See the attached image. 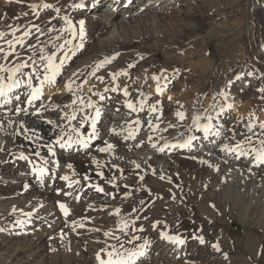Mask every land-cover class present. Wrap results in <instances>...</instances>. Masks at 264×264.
Here are the masks:
<instances>
[{"label":"bare ground","instance_id":"obj_1","mask_svg":"<svg viewBox=\"0 0 264 264\" xmlns=\"http://www.w3.org/2000/svg\"><path fill=\"white\" fill-rule=\"evenodd\" d=\"M119 1L120 0H106V2L109 3L108 6L110 7L109 9L107 8L105 12L108 10H123L120 8H124L126 14L128 13V17H130V15L135 14L138 11V6L139 9L140 7L142 8V3H140L142 0H123L121 5ZM166 1L168 0H147V3L149 5L156 4L159 6ZM180 1L181 2L179 5H184L183 0ZM30 2H35L36 7H40L42 10L45 8L43 5H52V7H54V11L56 14H58L57 16L66 14L70 17L68 25L72 26L76 20L75 31L77 35L74 37V40L71 44H67L65 43L66 40L64 35H62L63 33H60L63 29V25L61 29L60 24H52L49 27H53L54 32L56 31L57 27H59V32L57 34H48L49 36H47V39L41 41H39L40 39L36 41L33 39L29 45L25 44V46L16 44L14 49L16 55L13 63L23 61L28 62L31 65L32 61H36V63L42 67L44 62L40 60L41 49H43L44 55H51L53 52H55L56 56L58 57L56 60L57 64H59V58H63L64 63L62 67L65 63L70 64L75 62L73 55L82 49L89 50L91 55L93 54L92 57H94L91 62L83 64L79 73L71 78L69 82L71 84H79L84 82L82 84V90L84 93L78 94L77 92H72L69 96L70 99L68 100V103L63 107H60L65 113V117H61L63 119V125H67V127L70 126L72 128H79L81 133L82 127H80V123L83 122L84 124V118H89L90 116L93 117L95 115L96 109H99L100 118L96 124V133L99 131L111 132V135L113 136L112 141L115 142L116 147L119 149L124 148L123 145L125 143L123 144V141L130 143L135 142L134 139H130V135V138H127V136L119 137L118 135L120 134L121 130L128 128L132 129L133 127H140V125L145 124L148 125L152 121L158 125H153L150 131L145 133V135H148L149 137L147 140H143L142 146L148 147L158 143L165 147L163 152L159 150L153 151V155L149 161V164L152 167V173L145 172L139 174L138 171L144 167L142 168L141 162H139L140 160H136L137 158H132L133 160L131 161L130 159L129 161H123L111 157L108 159L110 161L113 160V163L107 165V160L105 167H107L110 171L114 170V167H116V169H120L117 170L114 175H111L110 171H105L102 166L93 160L83 159L77 155H66L62 151L59 153V151L62 149L59 148L58 145L53 144L55 156L59 157L61 160L67 161L72 165L75 172L77 171L82 174V179L79 180V184H73V186L69 188L68 182L60 179L61 176L65 175L59 174L57 170V172L51 170L50 165L46 166L41 160L43 156L47 157V155H49L47 152V146L52 144L57 136L65 129L62 131L58 128L59 125L48 122H37L36 124V121H38V116H34L32 114L36 109H39L40 115L42 116L53 112L56 113L57 108L51 104L50 98L45 96V93L50 92L53 89L54 84L45 85L40 100L35 101L33 105L27 104L26 93L28 89L25 85H22L20 89L11 94L12 96L19 94L21 96V101L16 102L13 100L12 104L3 105L1 106L2 110H0V130L4 131L1 125L2 119L10 118L11 120L16 121V128L13 129L14 135L13 137L11 136L14 144L16 145V143H23L29 145L31 148L27 156H25L27 157V163L19 170L15 169V174L11 177L13 179L12 181H5L0 176V229H2V231H0V256L3 260V263L44 264V256L46 253H49L53 264H77V253L74 248V244L71 241L72 236L76 235L79 237L78 240L83 241V244L86 246L84 253L89 264H97L95 256L96 253L101 249L111 250L109 245H114L119 249V243L115 237H119L120 241L124 243L125 249H133L134 246L143 244L144 240H148L149 244L145 249V255L138 258L137 264H177L178 261H181L179 264L184 262H189V264H193L191 262H194L195 264H246L249 260L245 256L234 255L235 259L228 257L226 259V254L222 251V249L217 252L212 248L209 241L206 240L204 244H201L199 239L194 237H202L199 234V232H202V230H200V228L198 229L199 226L196 225V222V224L194 223L195 225H191V228L185 227L186 222H188L189 219L184 214L176 219H171L170 216H172V213L169 211L167 214L164 212L158 213L155 216V219L144 218L143 215L146 214V212L151 210L156 211V208L163 201L160 199L158 194H143L144 189L141 187H139L137 189L138 191L135 193L132 191L120 190L123 185H126L128 182L140 179V175L142 178H146L147 176L151 177L150 185L153 190L158 188L174 195H179L180 190H182L184 186L185 190H188L189 193H192L196 190L199 192H203L205 189L209 190L213 187V182L218 181L221 173H224L223 170L226 171L225 173L227 174L228 178H231L232 176L234 177L236 175L234 172H232L233 170H228V168L233 167L232 165H236L235 163L233 164V162L236 160V153H227L222 151L224 145L233 147L239 142V140H244L245 136L248 135L252 136L253 148H259V139H264V132L261 134L259 127L256 130L253 128V132L249 133L247 132V125L250 123V121L242 122L239 120V118L233 116L238 110V104L232 97L220 95V93L223 92L221 84L214 88V86L212 87V85L210 86L205 82L208 77H213L212 74L214 71V65L211 61V56L207 45H205L203 40L196 44L194 42L197 41L196 37H203V39L209 38L207 35L202 36V30L204 29L205 25L204 23H206L209 15H205V17L202 16L200 17V20L197 21L186 10L184 13L186 14L187 19L181 21L185 22L192 19L191 21L193 22H190L189 25H185L182 35H173L170 38L164 37L163 39L160 38L157 40V43L163 42L160 47H164V49H166L162 54L164 59H166V62H163V66L154 62V58H159L161 53L160 55L159 52L151 53V55H153L152 60H149L147 64H153L155 73L151 76H143L142 74L134 75L132 79L135 82L123 83L117 74L119 71L137 66L129 61L130 59L134 58L135 55H137L132 54L130 50H132L135 46L141 45V43L132 41L130 39L131 37H129L127 33L128 31L126 30V22L120 21L117 23L119 35L122 34L125 40L118 41L111 38H105L104 40L99 39L101 46L99 48H93L91 46L92 40L95 39L96 35H99V37L102 36L108 27L107 25H104L103 27L98 28L92 25L91 22L87 20L86 14H84V16L78 15V17L70 16V12H72L74 9H77L73 7V5L78 4V2L81 3V0H64L63 2L60 1L56 3L57 5L55 6L53 5V1L50 0H30ZM101 2L102 0H99L98 3L100 4ZM83 3L85 6L79 9L83 12H87L93 8L92 6L94 3H97V0H83ZM117 3L119 8H116L115 6ZM126 4L129 5L125 6ZM154 5L151 9L155 7ZM34 10L35 9H32L31 11L34 12ZM80 20L84 21V30L88 29L87 33L84 34L83 39H81L78 34ZM199 21H204V23L200 24ZM19 22L20 23L16 22V24L18 23L17 26H11L13 27L12 29H18L15 34H9L8 32L10 29H8V27H3L2 31L0 32L3 33V36L0 37V48L8 51L9 49L7 42L9 40L15 42L17 39H22L24 43V39L26 37L23 35V33L28 31L29 35L31 34L32 31H29V28L26 26L25 28L21 27L23 23H21V21ZM71 30H73L72 27L70 28V31ZM43 32L46 33L45 30H43ZM112 34L113 37H115L113 32ZM5 36L8 37V41H6L7 39H4ZM190 37L194 38L193 41L185 43V41L187 39L189 40ZM39 45H43L44 48H38L37 52L32 54L30 49L39 47ZM60 45H64V47L60 48ZM77 45H79V47H77ZM172 45H174L173 47H190L191 49H196L199 46L204 47V57H200L199 60L192 61L191 59H193V57L191 55L193 53L190 52V54H187L189 53L188 49L185 50V55L182 58L179 56H173L169 50V47ZM263 45L264 38L260 41L261 51H264ZM52 47L53 50H51ZM252 48L253 47H251V45H248L247 53L253 52ZM104 53L109 54L108 59L104 58ZM180 59L182 62L179 61ZM106 60L110 61V63H104ZM176 61H178L180 68L181 66H186L185 68L190 67V70H188V74L191 76L189 77L190 80H197L198 82L196 85L189 84L188 90L179 95L178 98H175L172 95V101L174 104H163L160 99H162L161 97L166 98L168 95L167 92L170 88L168 83L173 75L172 70L167 71V69H170L167 68V66L175 63ZM186 61H188L189 65L186 64ZM0 63L5 64L6 66H12L13 64H6L3 60H0ZM98 65L101 66L98 67ZM62 67L60 69H62ZM90 69H95V71L98 70L102 78L101 82L96 85L99 92L97 95L94 94L93 88H90V85H88L90 78L85 80L84 75L87 72L88 76H91L89 73ZM23 71L31 75L32 69L26 68ZM227 71L228 69H226L225 72ZM230 74L231 73L229 72L226 76L230 77ZM240 74H243L242 71L238 72V74L235 76ZM114 76L115 80L113 79ZM153 76L158 77V80L154 81L152 79ZM58 77L59 76H57V78ZM20 78L24 79L26 77ZM37 83L38 81L33 78V86H36ZM109 84L110 86L107 87ZM131 86L136 87V89L131 88ZM143 87H146L147 91L152 92L150 94H155L157 100L149 102V94L147 92H140ZM157 87L162 89L159 94L156 92ZM113 88H115L116 91H112ZM125 90L127 91V95L124 94ZM213 93L220 95L219 98H217L218 96L215 97V102H220V107L219 110L213 115V119L218 121L219 124L221 123L223 127L227 128L225 130V134L215 137V141L217 140V142H215L214 146H211L209 141V144H206L207 142L203 143V146L206 145L204 149L209 152L208 154H201L200 156L198 155L197 158L182 156L195 151L198 148L197 145L192 149L180 147V145L184 144L189 138L188 134L185 135V133H187L186 131L190 129L192 134H195L194 132L197 130V126L193 124V118L199 117V123L203 118H205L207 114L211 115L214 112L213 109H218V107H215L216 105L212 106L213 104L207 109L200 105L202 102V97ZM101 97H103V99H101ZM81 100L84 102L83 105H81ZM73 101H76V103L73 104ZM89 102H91L94 107L89 108L87 106ZM129 102L133 104L135 110H130L126 107V104ZM0 103H2V100H0ZM141 104H143V107H141ZM17 106L27 107L29 109V114H17L14 110ZM146 106H149V108ZM153 108L155 111H152ZM208 109L209 112H207ZM108 110L123 115L130 114V116L128 119L119 118L114 120L111 118L110 114H108ZM177 112L184 113L183 120H180L177 117ZM61 113L63 114V112H59L58 115L61 116ZM256 114L258 117H260V121L264 122V115H261L260 110L258 109L254 110L253 114L251 112V114L248 115L249 117H253V115ZM73 115L76 117V119L73 120L75 125H71L69 123V117ZM79 117H83V120L81 119L82 121H80ZM136 119L138 120L136 121ZM21 125H23V127ZM146 128L147 126L144 128V131ZM167 128L170 129L169 134H165L164 132ZM91 129L90 119L88 127L89 133L91 132ZM200 129L203 130V127ZM16 131H21V136L19 135L20 138L16 136ZM31 132L34 133L35 138L29 136V133ZM209 134L212 135V130L209 132ZM195 135L197 136V139L195 138L196 142L197 140H200L201 142L203 137L200 138V135ZM210 135L208 136L209 138H214V136ZM64 138L67 139V136L65 135ZM73 139H75V137ZM8 140L9 139H6V142H4L2 147L0 144V150H3L2 154H0V168L6 164L5 162H7V159H14L18 157V164H20L23 160L19 158L23 155H21L18 151L14 154L10 152L11 150ZM102 143L103 142L101 140L98 141L95 138L89 143L92 144L91 147L82 148L80 145H78V151L81 153L84 149L85 153L90 151L98 152L101 148H103ZM174 144H177V147H175ZM166 145L169 147L166 148ZM198 149L202 151L204 150L202 148ZM244 149L247 151L250 148L245 146ZM169 150H171V152ZM210 150L212 151L210 152ZM168 151L170 153H168ZM37 152L40 153L39 156L36 155ZM168 154L181 157L175 159V162L171 164L169 158L164 157ZM249 155L254 156L251 151H249ZM210 156H213L216 160L214 161V159H210ZM155 157L163 161L161 165L158 163L155 164V162L152 161V159ZM126 159H128V157ZM245 159V156H241L240 160H238V164L242 165L243 163H246ZM225 163L228 164V167H224ZM249 164L251 165L248 166V170H251L250 174L246 173V177H249L250 182L254 183V187L259 188V193H263L264 178L262 180L263 186L258 185L257 181L253 182V180L254 176L256 177V169L264 166V164H258L257 162H255V164L250 162ZM33 165L49 169L50 172L48 175L51 177V181H44V177L42 180L37 179L36 174L33 172ZM97 173H100V175H97ZM259 174H263L264 176V171L260 172ZM66 175L69 176L70 180L72 181L78 180L70 177L69 174ZM85 177H88V179L85 180ZM161 177H163V179ZM159 178L161 179L159 180ZM227 181L226 183H228ZM120 182L125 183L121 184ZM84 187H86L87 190L85 189L86 191L83 192L82 189ZM96 187H100L103 189V191H106V195L100 196L96 194ZM56 190H59V195L56 193L57 196L55 194ZM237 190V194H228V208H230L231 211L238 210L239 212L244 213L248 219H255L256 213L261 206L255 205L248 211H243V209H241V190H243V186H237ZM124 193H126L125 196L123 195ZM116 194L119 195L117 196ZM221 195H223L221 190H217L214 195V200L217 202L219 196ZM136 197H141L142 199L136 200L134 206L130 205V208H127L128 206L126 205V201L129 202V200H132ZM167 198L169 199L171 197ZM169 200L171 201L173 199ZM87 201H91L93 204L88 205ZM61 203H63L68 210L67 216H65L59 208V204ZM182 203H186L184 199H182ZM115 208H119V212H117ZM190 211V208L185 205L184 213H189V216H191ZM262 215H264V213ZM199 220L202 222L201 217ZM17 221H22L23 223L18 224ZM140 222H144L146 230L142 229L141 231V229L138 228V224ZM125 224L127 225L125 229L129 230L128 233H125V230L124 232L120 231V228ZM154 224L156 225L155 228H153ZM105 231L111 232L112 236L105 237ZM145 231H147V233H145ZM161 233H167L170 236H180L181 239H184L185 243L183 245H174L165 239H161ZM49 236L51 237L48 238ZM47 238L49 240H46ZM217 239L226 243L229 241L228 236L224 233L218 234ZM129 240H132V243H128L127 241ZM13 242H15V244H12ZM246 248L250 252L252 251L255 256H259V249L257 246L256 249L255 247L252 248L249 246ZM120 250L123 251L124 249ZM229 253L234 254L232 251ZM236 257H238V260ZM104 258L106 259L107 257L105 256Z\"/></svg>","mask_w":264,"mask_h":264},{"label":"rangeland","instance_id":"obj_2","mask_svg":"<svg viewBox=\"0 0 264 264\" xmlns=\"http://www.w3.org/2000/svg\"><path fill=\"white\" fill-rule=\"evenodd\" d=\"M50 1H53V5L55 6L57 5L56 3L60 1L63 2L64 0H50ZM122 1L123 0L119 1L120 5L123 3ZM180 2H181L180 0H168L159 6L153 4L155 7L151 9L153 5H149L147 3V0H142L140 2L142 3V8L140 7L139 9L138 6V11L135 14H132L130 15V17H128V13L126 14L124 8H120L123 10H117V11L108 10L105 12V10L107 8L109 9L110 6H108L109 3H107L106 0H102L100 4L98 2L96 4L94 3L92 6L93 8L88 10L87 12H83L80 9L78 10L74 9L72 12H70V16L78 17V15L84 16V14H86L87 20L91 22L92 25L98 28L107 25L108 29L106 30V32H104L103 35L100 37L99 35H96L95 39L92 40L91 46L93 48H99L101 46L99 39L104 40L105 38L106 39L111 38L113 40H118V41L125 40L122 34L119 35V31H118L119 28L117 26V23L120 21L126 22V27H127L126 30L128 31L127 33L129 37H131L130 39L132 41L141 43V45L135 46L132 50H130L132 54H137V55H135V57L130 59L129 61L137 66L134 68L130 67L129 69L119 71L117 75L119 76V79L123 83L125 82L132 83L135 82L132 79L134 75L142 74L143 76H151L155 73L153 64L151 65L147 64L149 60H152L153 55H151V53L159 52V55L161 53L159 58H154V62H156L157 64L163 66V64L166 62V59H164L162 55L166 49H164V47H160V45L163 44V42L157 43V40L160 38L163 39L164 37L170 38L173 35H178V36L182 35L184 30L183 28L185 27V25H189L190 22H193L191 21L192 19L187 20L185 22L181 21L187 19L186 14L184 13L186 10L197 21L200 20V17L202 16L205 17V15H209V18H207L206 23H204V21L202 22L199 21L200 24L202 23L205 24L204 29L202 30L203 31L202 36L207 35L209 36V38L203 39V37L200 38L196 37L197 41L194 42L196 44L203 40L205 45H207V48L211 56L210 57L211 61L214 65V71L212 74L213 77H208L207 80H205V82L210 86L212 85V87L214 86V88L221 84L224 93L223 96L232 97L233 99L236 100V103L238 104V110L233 116L239 118V120H241L242 122H248V121H250V123L253 122L254 124L253 123L252 124L254 125V129L255 130L258 129L259 127L258 125L259 123H261L260 117H258L257 114L253 115V117L252 116L249 117L248 114H251V112L253 114V111L258 109L260 110V114L264 115L262 114L264 113V92H260L258 90L264 88V53H263L264 51H261V46H260V41L261 39L264 38V0H183L184 5H179ZM128 5L129 4H126L125 6ZM115 6L116 8H119L118 3ZM32 9H35L34 12L31 11ZM57 15L58 14H56V12L54 11V7H52V5L42 10V8L36 7L35 2L31 3L30 0H6V1L0 0V25H1L0 32L2 31L3 27H8V29H10L8 33L12 34L14 29H12L13 27L11 26L13 25L17 26L18 23H20L19 21H21V23H23L21 27L24 28L25 26L28 27L29 31H32L31 34L33 36L32 37L30 34L29 38L27 36L24 39V43H22V45L25 46V44L29 45L33 39H35V41L40 39L39 41H41L47 39V36L51 34H57L59 32V27H57L56 31L54 32L53 27H49V26L52 24H60L61 29L63 25V29L62 31L60 30L61 31L60 33L61 34L63 33L62 35H64L65 40L73 41L74 37L71 35L72 32L75 31L76 20L71 26L73 30L70 31L71 27H69L68 25L70 17L66 14L62 16L61 15L57 16ZM16 22L18 23L16 24ZM43 30H45L46 33H44ZM84 31L85 34L87 33L88 29H85ZM16 32L17 31H15V33ZM112 32L114 33L115 37H113ZM6 36L4 39L8 38ZM193 39L194 38L190 37L189 40L187 39L185 41V43L193 41ZM8 40L9 39H7L6 41ZM248 45H251V47H253L252 48L253 52L247 53ZM173 46L174 45L169 47L170 48L169 50L171 51V55L173 56H179L180 58H182L185 55V50L188 49L189 53L187 54H190V52L193 53L191 55L193 57V59H191L192 61H196L199 60L200 57H204L203 55L204 47L199 46L196 49L195 48L191 49L190 47L178 48V46L176 47ZM38 48L41 49L44 48V46L39 45V47L31 48L30 52L34 54L37 52ZM51 50H53V47L51 48ZM92 56L93 54L91 55L89 50L82 49L73 55L75 62L70 64L67 63L64 64L62 69H60V74L58 75L59 77L58 78L56 77V83L54 84L53 89L50 92L45 93V96L50 98L51 104L55 108H57L56 109L57 111L56 113L53 112L50 114H45L44 116L36 115L38 116V121H36V124L37 122L51 121L52 124L59 125L58 128L60 130L63 131L65 129L63 133L66 136L70 134V129L72 127L70 126L67 127V125H63L62 118L65 117V113L63 109H61L60 107H63L68 103V100L70 99L69 96L72 92H77L78 94L84 93V91L82 90V84L84 82H81L79 84H71L69 82L71 78H73L76 74L79 73L83 64L91 62L94 59V57ZM103 56L105 59L109 58V54L104 53ZM0 60H3V58L0 57ZM14 60H15V56L11 57L9 61H4V60L3 61L6 64H12ZM179 61L182 62L181 59ZM186 64L189 65L188 61H186ZM185 67L186 66L183 67L181 66L180 68L178 61L167 66V68H170L167 69V71L172 70L173 75L168 83V86H170L167 92L168 95L166 96V98L161 97L162 99H160L163 104L172 105L173 103L172 95L175 98H178L179 95H181L182 93L188 90L189 84H193V85L197 84L198 82L197 80H190L189 78L191 77L188 74V70H190V67L188 68ZM226 69H228L227 72H225ZM241 71L244 75L240 74L235 76L236 74H238V72ZM229 72L231 73L230 77H227L226 75ZM89 73L91 74V76H88V72L84 75L85 80L90 78L88 85H90V88L91 87L93 88L94 94L97 95L99 92L97 90L96 85L99 84L102 79L100 72L98 70L95 71V69L92 70L90 69ZM249 73H251V75H249ZM66 85H70L71 90H69V88L66 87ZM109 86L110 84L107 85V87ZM131 88L136 89V87L134 86H131ZM140 92H145V93L147 92L149 94L148 95L149 102L153 100H157L155 94L154 95L150 94L152 92L147 91L146 87H143L140 90ZM216 96H218L217 98H219L220 95L213 93V94L205 95L204 97L201 98L202 102L200 103V105H202V107L207 109L213 104L212 106L216 105L215 107H218V109H213L214 112L211 115L207 114L205 118H203L199 122V125L202 127L207 122L209 123V120L207 118L209 116L212 117L211 120L212 135L208 133L207 137L210 135V136H214V138L208 137L206 139L204 137L205 136L204 131L200 129V130H196L194 133L200 135V138L201 137L203 138L201 139V142L200 140H197L196 142L197 136L195 134H192V131L188 129L185 135L188 134L189 138L191 137L193 139L191 140V144L187 146L188 149H192L196 145L198 148L204 149L206 145L203 146V143L206 142H207L206 144L210 143L211 146L212 145L214 146L215 142H217V140L215 141V137H217V135H214L213 133L219 132V135L225 134V130L227 128L223 127L221 123L219 124L218 121H215L213 119V115L215 114L216 111L219 110L220 107L219 105L220 102H215ZM169 97H171V99H169ZM0 100H3V98H0ZM149 106L146 107L149 108ZM0 110H2L1 106H0ZM59 112H63L64 115L61 113L60 114L61 116H59L58 115ZM207 112H209V109ZM108 114H110L111 118H113L114 120H117L119 118L128 119L130 116V114L123 115V114L114 113L111 110H108ZM79 118L80 121L83 120V117H79ZM91 118L92 117L90 116L88 120L84 119L85 121L83 124L84 126L81 128L82 132L80 133L82 137H88L89 135L88 127ZM4 119H2L1 121L2 122L1 125L4 131L0 130L1 147L3 146L4 142H6V139H9L8 141L11 150L10 152L14 154L18 151L21 155L27 156V154L31 149L30 146L23 143L20 144L16 143L15 145L14 141L12 140V137L14 135L13 129L16 128L15 127L16 121L11 120L10 118H6L5 120ZM137 120L138 119H136V121ZM70 124L75 125L73 120L71 121ZM149 124L140 125V127L137 126L139 129L137 127H133L134 129L128 128L121 130L120 134L118 135L119 137H126V136L127 138L131 137L130 139H134L135 141L131 143L123 141L122 143L123 144L125 143L123 145L124 146L123 149H119L118 147H116L115 142L112 141L113 136L111 135V132L99 131L96 133V140L98 141L101 140L103 142L102 143L103 148L105 147L106 144L105 142L114 145L112 149L109 150L108 152H101L99 150L98 152L90 151L88 153H85L83 149L82 152L79 153L78 144H74L73 148L62 149L59 151V153H61L62 151L66 155L68 154L70 156L77 155L79 157H82L83 159L93 160L96 163H98L100 166H102L105 171H110L107 167H105L106 161L108 160L107 165L113 163V160L110 161L108 158L113 157L114 159L123 160V161L124 160L129 161V159L131 161L134 158L135 159L137 158L136 160L138 161L140 160L139 162H141L142 168L144 167L143 169L138 171V173L139 174L145 172L152 173V167L149 164V161L153 155L152 153L154 150H159L161 148L164 149L165 146H162L161 144L158 143L154 144L156 147H153L152 145L148 147L142 146L143 140L145 139L147 140V138L149 137L148 135H145V133L150 131L153 125H156L157 123L152 121ZM146 126L147 128L144 131V128ZM164 132L165 134H169L170 129L167 128ZM16 134H17L16 136L20 138L21 131H16ZM261 134H263V132H261ZM71 135L73 136V138L75 137L74 133H71ZM29 136L35 138V135L32 132L29 133ZM239 142H244L243 143L244 148L245 146H247L250 149L253 148V145L248 144L245 139L244 140L241 139L239 140ZM176 145L177 144H174L175 147H177ZM91 146L92 144L88 145V147ZM167 147L169 146L166 145V148ZM198 148L195 150L196 152L192 151L182 156L197 158L198 155L200 156L201 154L209 153L205 149L202 151L199 150ZM169 151L171 152V150ZM169 151L168 153H170ZM211 151L212 150H210V152ZM2 152L3 150H0V154H2ZM55 157L56 156L47 155V157L43 156L42 158L45 159L41 158V160L45 163L46 166L50 165L51 170L54 171L57 170L58 173L61 175L69 174L70 177H73L74 179H78V180L82 179V174H80L77 171L75 172V170H73V167L71 169L67 167L69 165L67 161L61 160L59 157L56 158ZM127 157L128 159H126ZM164 157L165 158L168 157L171 164H173L175 162V159H178L181 156H173L168 154ZM240 158L241 156H239L238 158L236 155V160L233 162V164L235 163L236 165H232L233 166V167L231 166L232 168H228L229 171L231 169V171L233 170L232 172L236 174L234 177L232 176L231 178H228L227 174L225 173L226 171L223 170L224 173H221L218 181L213 182L212 185L213 187L210 188L209 190L205 189L206 191L203 190V192L202 191L199 192L196 190L192 193H189L188 190H185V186L182 190H180L179 195L170 194L169 192H166L165 190H161L158 188H156V190H153V188L150 185L151 177L147 176L146 178H142L141 175H140V179L136 181L131 182L129 180L130 182H128L126 185H123V187L120 190L132 191L135 193L138 191L137 189L141 187L142 189H144L143 194L145 193H147L148 195L158 194V196H160V199H162L163 201L156 208V211L151 210L149 212H146V214L143 215L144 218L155 219V216L158 213L164 212L167 214L169 211H171L172 213V216H170L171 219L173 218L176 219L182 214H184L189 219L188 222H186L185 227L191 228L192 224L195 225L197 223L196 225L199 226L198 229L200 228V230H202V232H199V234L205 238L204 241L206 240L209 241L211 245L214 243L218 244L220 249H222V251L226 254V257L235 259L234 255L235 256L242 255L248 258L249 260L247 261L246 264H264V230H263L264 215H262L264 213V192L259 193L258 191L259 188L254 187V183H251L249 177L248 178L246 177L247 174H250V170H251V169L248 170V166L251 165L249 163L252 162V164H255L256 162L254 156L253 155L250 156L249 154L245 156L246 163H243L242 165L238 164V160H240ZM210 159H214V157L210 156ZM17 160L18 157L14 159H7L6 160L7 162H5L6 164L2 166V168H0V176L3 178V180L12 181L13 179L11 177L15 174L14 173L15 169L19 170L22 166H24L27 163V160H22V162L18 164ZM215 160L216 159H214V161ZM53 161H55V163H53ZM152 161L155 162V164L158 163L159 165H161L163 162L157 159L156 157L153 158ZM224 167H228V164L225 163ZM114 168H115L114 170L110 171L111 175H114V173L117 172V170H120V169H116V167ZM262 171H264V166L260 167L259 169H256L255 171L256 177L254 176V180H253V182L257 181L258 185L261 186H263L262 180L264 176L263 174H259V173ZM49 172H50L49 169H47V175L44 176V181L47 182L51 181V177L48 175ZM160 179L161 178H159V180ZM226 181L228 183H226ZM120 183L124 184L125 182H120ZM239 185L243 186V190H241V198H242L241 209H243V211L245 210L248 211L249 209L253 208V206L255 205L261 206L256 213L255 219H248L244 213H241L238 210L231 211V209L228 208L227 206L228 194H237L238 192L237 186ZM85 189L87 190V188L84 187L82 191L83 192L86 191ZM217 190H221L223 195L219 196L218 201L216 202V200H214L215 199L214 195L215 192H217ZM95 192L100 196L106 195V191H102V192L95 191ZM56 193L59 195V190H56L55 194ZM119 194L116 195L118 196ZM123 195L125 196L126 193H124ZM167 197H171L169 199H173V200L170 201ZM141 199H142L141 197H136L132 200H129V202L126 201L127 203L126 205L128 206L127 208H130V205L134 206L136 200H141ZM182 199H184V201L186 202L185 204L182 203ZM87 204L92 205L93 203L91 201H87ZM185 205H187L190 208L191 216H189V213L188 214L184 213ZM115 209L117 211V209L119 208H115ZM200 217L202 222H200L199 220ZM138 228L146 230L144 222H140L138 224ZM125 231H126L125 233L129 232L128 229L127 230L125 229ZM145 233H147V231H145ZM220 233H224L228 236L229 238L228 243L221 242L219 239H217L218 234ZM50 237L51 236H49L48 238ZM48 238L46 240H49ZM78 238H79L78 236L73 235L71 240L72 243L74 244V248L77 253L76 262L77 264H89L84 253L86 246L83 244V241L78 240ZM12 244H15V242H13ZM248 246L252 248L255 247V249L257 246L259 249V256H255L252 251L250 252L246 248ZM230 251L234 252V254L229 253ZM44 257H45V260L43 261L44 264H53V261L49 253H46ZM236 258L238 260V257ZM180 262L181 261H178L177 264H179ZM191 263L195 264L194 262ZM0 264H4L3 260L1 259V256H0ZM181 264H189V262L186 263L184 262ZM198 264H202V263H198Z\"/></svg>","mask_w":264,"mask_h":264},{"label":"snow or ice","instance_id":"obj_3","mask_svg":"<svg viewBox=\"0 0 264 264\" xmlns=\"http://www.w3.org/2000/svg\"><path fill=\"white\" fill-rule=\"evenodd\" d=\"M99 2V0H97ZM85 5L83 3V0H81V3L73 5V7L79 9L83 8ZM43 7L48 8L50 5L45 4ZM71 27V25H69ZM15 31H18V29H14L13 34H15ZM79 37L83 39L84 36V21H79ZM25 37L29 35L28 31H25L23 33ZM77 33L75 31L72 32V36L75 37ZM3 36V33H0V37ZM8 51H5L3 48H0V57L3 58L4 61H9L11 57L15 56L16 53L14 51L16 44L23 43L22 39H17L15 42L12 40H9L8 42ZM67 44H71L72 41L68 40L66 41ZM60 48H63L64 45H60ZM79 47V45H77ZM58 57L56 56L55 52H53L51 55H44L43 49H41V55L40 60L43 61V66L41 67L36 63V61H32V64L30 65L28 62H18L13 63L12 66H6L3 63H0V98H3L2 103H0V106L3 105H9L13 103V100L16 102L21 101V96L19 94H16L12 96L11 94L15 93L16 90L20 89L22 85H25L28 89L26 93V102L28 105H33L35 101L40 100L45 85H51L56 83V77L60 74V68L62 67L64 60L63 58H59V64L56 63V60ZM104 63H110V61L106 60ZM101 65H98L100 67ZM26 68H31L32 72L31 75L25 73L23 70ZM126 75V73H125ZM251 75V73H249ZM20 77H26L24 79H21ZM33 78H35L38 83L36 86H33ZM115 80V76L113 77ZM152 79L158 80V77L153 76ZM66 87L70 89V85H66ZM260 92H264V88L258 89ZM112 91H116L115 88L112 89ZM162 91L160 87H157L156 92L159 94ZM125 95H127V91L125 90ZM220 95H224L223 92L220 93ZM103 99V97H101ZM171 99V97H169ZM76 101H73V104H75ZM83 101L81 100V105H83ZM43 106V105H41ZM89 108L94 107V105L91 104V102L87 105ZM126 107L130 110H135L132 103H127ZM141 107H143V104H141ZM15 112L17 114L23 113L25 115L29 114V109L27 107H15ZM152 111H155L153 108ZM33 115H40L39 109H36ZM177 117L180 120L184 119V113L183 112H177ZM100 118V110L96 109L95 115L91 118V128L92 131L89 133L88 137H82L79 131V128H71L70 134H68L67 139L64 138L65 134L61 132L57 138L52 142V144H49L47 146V152L50 156H55V152L53 151V144L58 145L61 149H71L74 144L80 145L82 148H87L90 141L92 139L96 138V124L97 121ZM76 117L73 115L69 117V123H71L72 120H75ZM85 120L88 119V117L84 118ZM199 117L193 118V124L197 126V130H200L201 126L199 125ZM209 120L208 124L203 125V131L205 134V138H207L208 133L211 130V120L212 117L209 116L207 118ZM48 123H51V121H48ZM23 127V125H21ZM83 122L80 123V127H83ZM254 125L252 123H249L247 125V132L252 133L253 132ZM259 129L261 132H264V122L259 123ZM71 133L75 134V139H73V136ZM214 135L219 136V132L213 133ZM191 137L189 140H187L184 144L180 145V147H187L191 143ZM245 140L248 144H252V136H245ZM106 143V147L101 148V152H108L112 149L113 145ZM244 142H238L234 147H229L228 145H224V148L222 151L229 152V153H236L237 157L239 156H247L249 154V151H251L254 154V158L258 164H264V139H259V148H252L249 150H245L243 147ZM155 147V145H152ZM160 151H163L164 149H159ZM37 156L40 155L39 152L36 153ZM20 159L26 160L27 157L21 156ZM55 163V161H53ZM69 169L72 168V165L69 164L67 166ZM138 167V166H137ZM33 172L36 174V178L39 180H42L45 175H47V169L45 167L33 165ZM97 175H100V173H97ZM163 179V177H161ZM61 180L68 182V187L71 188L73 184H79V180L72 181L70 180L69 176H61ZM85 180L88 179V177L84 178ZM97 192H102L103 189L100 187H96L95 189ZM60 210L64 213L65 216L68 215V210L65 207L63 203L59 204ZM117 212H119V209H117ZM18 224H22V221H17ZM127 225L125 224L120 228L121 232H124ZM156 225H153V228H155ZM2 231V229H0ZM142 231V229H141ZM161 239H165L169 241L170 243L174 245H183L185 243L184 239H181L180 236H170L167 233H161ZM105 237L112 236L111 232L105 231L104 232ZM199 239V242L201 244H204V238L203 237H194ZM117 242L119 243V249L114 245H109V248L111 250L107 249H101L96 253V261L97 264H137V260L140 257H143L145 255V249L147 248L149 242L148 240H144L143 244H140L138 246H134L133 249H125L124 243L120 241L119 237H115ZM138 239V238H137ZM128 243H132V240L127 241ZM214 250L217 252L220 251V247L218 244H212L211 245ZM120 249H124L121 251ZM103 254V255H102ZM107 257L106 259L104 257ZM227 259V257H225Z\"/></svg>","mask_w":264,"mask_h":264}]
</instances>
